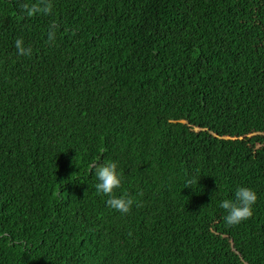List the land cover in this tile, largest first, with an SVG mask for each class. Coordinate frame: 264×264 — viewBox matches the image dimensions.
Segmentation results:
<instances>
[{
  "label": "trees",
  "instance_id": "1",
  "mask_svg": "<svg viewBox=\"0 0 264 264\" xmlns=\"http://www.w3.org/2000/svg\"><path fill=\"white\" fill-rule=\"evenodd\" d=\"M45 2L0 0V264H264V0Z\"/></svg>",
  "mask_w": 264,
  "mask_h": 264
},
{
  "label": "clouds",
  "instance_id": "2",
  "mask_svg": "<svg viewBox=\"0 0 264 264\" xmlns=\"http://www.w3.org/2000/svg\"><path fill=\"white\" fill-rule=\"evenodd\" d=\"M24 8L27 15H34L40 12L50 13L52 11L51 0L41 4H25ZM55 36L54 31L49 32V38ZM16 47L21 54L30 55L31 47H25L23 39L16 40ZM95 191L98 194L107 196L106 203L113 210L120 213L131 212L135 203L131 196L126 194L117 195V190L121 188L124 172L116 160H108L95 166ZM200 176L190 177L187 181V187L196 188ZM258 199L256 190L248 186H238L232 195L228 198H221L218 201L220 208L225 210L224 219L230 226L239 225L254 215V205Z\"/></svg>",
  "mask_w": 264,
  "mask_h": 264
}]
</instances>
